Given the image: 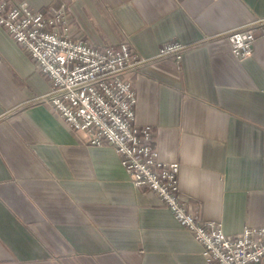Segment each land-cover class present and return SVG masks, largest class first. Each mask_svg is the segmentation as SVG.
<instances>
[{
	"label": "crops",
	"instance_id": "obj_1",
	"mask_svg": "<svg viewBox=\"0 0 264 264\" xmlns=\"http://www.w3.org/2000/svg\"><path fill=\"white\" fill-rule=\"evenodd\" d=\"M16 1L66 3L75 37L95 47L128 41L154 58L187 44L181 69L155 59L134 76L136 121L156 132L162 162L180 163L205 220L228 234L264 227V36L248 58L228 38L264 17V0ZM49 89L0 25V264H203L201 242L130 182L113 147L54 114Z\"/></svg>",
	"mask_w": 264,
	"mask_h": 264
},
{
	"label": "built area",
	"instance_id": "obj_2",
	"mask_svg": "<svg viewBox=\"0 0 264 264\" xmlns=\"http://www.w3.org/2000/svg\"><path fill=\"white\" fill-rule=\"evenodd\" d=\"M0 25L50 81L42 99L90 145H110L121 158L130 182L153 191L180 224L203 246V264H251L264 258V227L224 232L223 223L205 220L180 187V163L162 162L156 132L136 121L134 76L155 59L170 58L179 69L188 45L175 39L144 58L128 41L95 47L72 30L67 4L34 9L26 1L0 0ZM260 30L261 32H259ZM264 36V17L229 34L233 54L248 58Z\"/></svg>",
	"mask_w": 264,
	"mask_h": 264
}]
</instances>
